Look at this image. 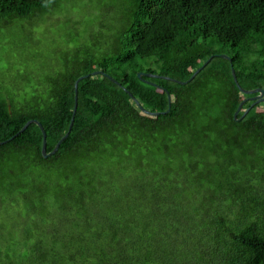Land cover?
<instances>
[{"label":"trees","instance_id":"trees-1","mask_svg":"<svg viewBox=\"0 0 264 264\" xmlns=\"http://www.w3.org/2000/svg\"><path fill=\"white\" fill-rule=\"evenodd\" d=\"M109 1L116 25L108 37L35 72L0 64V258L264 264V103L236 121L257 94H243L232 74L233 65L242 88L264 89V0ZM62 2L0 0V22L30 21ZM214 45L232 64L216 56L190 83L173 81H188L218 54ZM139 73L173 80L143 78L155 86ZM84 75L55 155L44 158L36 124L13 138L38 120L51 153L69 131ZM135 100L170 111L151 116ZM14 234L24 251L19 241L3 247Z\"/></svg>","mask_w":264,"mask_h":264},{"label":"rangeland","instance_id":"rangeland-1","mask_svg":"<svg viewBox=\"0 0 264 264\" xmlns=\"http://www.w3.org/2000/svg\"><path fill=\"white\" fill-rule=\"evenodd\" d=\"M106 2L113 3L109 0H63L55 12L30 21L7 26V19H4L0 22V64L4 66L9 61L19 69L35 72L45 60L59 57L60 53L77 46L89 45L96 36L108 37L114 31L116 17L103 5ZM213 48L217 55H224L220 54L223 53L221 45ZM4 218L5 215H0L1 221ZM24 240L20 234H14L3 247L19 241V249L24 251ZM0 264H7L5 254Z\"/></svg>","mask_w":264,"mask_h":264},{"label":"water","instance_id":"water-1","mask_svg":"<svg viewBox=\"0 0 264 264\" xmlns=\"http://www.w3.org/2000/svg\"><path fill=\"white\" fill-rule=\"evenodd\" d=\"M216 56H219V57H222V58H224V59H226V60H228V61H230V63L232 64V61H231V58L228 56V55H213V56H211L207 61H206V63H204V65L201 67V68H199V69H197L196 71H195V73L192 75V77L188 80V81H186V82H183V81H178V80H173V79H171V78H169V77H164V76H159V75H153V74H147V73H139L138 74V77L140 78V79H143L144 77H148V78H156V79H159V78H162V79H165V80H173V81H175V82H177V83H179V84H187V83H190L191 81H193L194 79H195V77L208 65V64H210V62L216 57ZM98 74H104L103 72H94L92 75L93 76H96V75H98ZM232 74H233V77H234V80H235V82H236V84H237V86H238V88H239V90L243 93V94H245V95H255V94H257L256 96H254V97H250L249 99H247V100H245V101H243L241 104H240V106H239V108H238V110L236 111V113H235V115H234V118H235V120L236 121H241V120H243L247 115H248V113L250 112V110L255 106V105H257V104H260V103H264V89H261V88H258V89H254V90H246V89H244V88H242L241 87V85L239 84V82H238V79H237V75H236V71H235V69H234V67H233V65H232ZM91 75H84V76H81L80 78H78L77 79V81L75 82V94H76V96H75V108H74V111H73V117H72V121H71V124H70V127H69V131L66 133V135L57 143V145H56V147H55V149L51 152V153H48L47 152V133H46V131L44 130V127H43V125L38 121V120H31V121H28L27 123H26V125L13 137V138H15V137H17V136H19L20 134H22L31 124H36V125H38L39 126V128L42 130V133H43V146H42V154H43V156H44V158L45 159H47V158H49L50 156H53V155H55L57 152H58V150H59V148H60V146H61V144L69 137V135H70V132H71V130H72V127H73V124H74V120H75V115H76V112H77V108H78V90H79V84H80V82L82 81V80H84V79H86V78H89ZM105 76H107L112 82H114V83H116V84H119L118 83V81L117 80H115L114 78H112L111 76H109V75H107V74H105ZM143 81H146V80H144L143 79ZM147 83H150V84H153V83H151V82H148V81H146ZM153 85H155V84H153ZM156 86V85H155ZM130 94V93H129ZM131 95V94H130ZM132 96V95H131ZM248 100H251L252 102H253V104L251 105V107L242 115V117L241 118H238V116H239V114H240V112H241V110H242V108H243V106H244V104H245V102L246 101H248ZM171 102H172V98H171V96L169 95V103H170V107H171ZM135 103L137 104V106L139 107V109L141 110V111H143L144 113H146V114H148V115H151V116H158V115H161V114H166V113H168L169 111H170V108H169V110L167 111V112H163V113H161V112H151V111H148V110H146L141 104H140V102L138 101V100H135ZM12 138V139H13ZM12 139H10V140H12ZM4 143H6V142H0V144H4Z\"/></svg>","mask_w":264,"mask_h":264}]
</instances>
